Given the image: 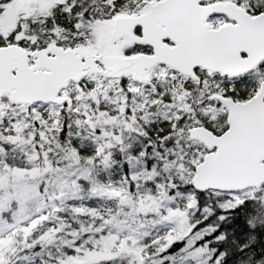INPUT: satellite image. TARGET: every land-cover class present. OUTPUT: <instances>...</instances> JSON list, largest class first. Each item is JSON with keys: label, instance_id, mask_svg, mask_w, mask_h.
Returning a JSON list of instances; mask_svg holds the SVG:
<instances>
[{"label": "snow or ice", "instance_id": "6c2138e0", "mask_svg": "<svg viewBox=\"0 0 264 264\" xmlns=\"http://www.w3.org/2000/svg\"><path fill=\"white\" fill-rule=\"evenodd\" d=\"M0 264H264V0H0Z\"/></svg>", "mask_w": 264, "mask_h": 264}]
</instances>
